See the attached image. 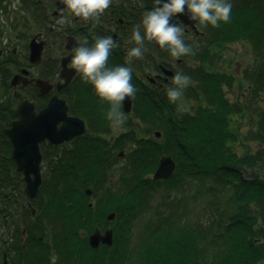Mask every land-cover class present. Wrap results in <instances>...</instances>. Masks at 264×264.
Here are the masks:
<instances>
[{"label":"trees","instance_id":"obj_1","mask_svg":"<svg viewBox=\"0 0 264 264\" xmlns=\"http://www.w3.org/2000/svg\"><path fill=\"white\" fill-rule=\"evenodd\" d=\"M230 3V22H222L219 27L200 25L204 35L199 38L198 51L191 46L193 54L182 56L201 62L200 66L182 64V75L197 80L183 92V97L197 100L196 107L185 106L187 111H177L178 104L171 103L167 96V89L175 87L173 79L161 95H137L141 99L140 115L163 129L164 142L163 138L139 137L135 131L123 134L130 136L134 147L125 153L127 163L121 174L124 186L118 195L110 186L109 166L119 159L114 147L92 138L75 142L73 149L60 153L55 160L45 157L53 170L43 175L37 214L24 208L16 192L23 181L12 158V142L5 132L15 112L3 109L0 98V248L8 254V264H259L264 261V178L260 175L264 173V112L259 128L256 127L258 131L252 134V138L258 139L259 148L253 154H239L235 145L242 141L243 132L232 123L234 116L244 111L234 107L223 90L234 78L203 66L213 60L217 48L226 42L246 40L260 60L253 66L255 73L249 75L255 82L252 92H264V0H230ZM166 54L170 52L163 49V55ZM250 110L249 118L256 120V106ZM102 123L103 127L109 125L108 121ZM121 140L119 147L124 141ZM163 155H171L177 169L170 178L155 180L148 175L157 169ZM246 167L253 169L251 179L243 173ZM190 178L209 184L212 191L231 187L234 194L225 200L226 205H216L217 211L210 214L211 218L195 222L184 199L180 201L179 194L173 191ZM161 184L169 188V197L175 194L179 201L174 196L166 202L163 215L160 212L159 220H149L136 243L133 228L149 204L146 195L143 199L141 195ZM88 188L93 190L92 195L87 193ZM94 196L97 200L91 202ZM114 196L119 199H113ZM18 206L30 220L27 226L22 222L5 232L7 220L15 221ZM167 206H172L170 211ZM109 212L117 213L114 245L102 244L95 249L89 235L96 227L105 229L111 225ZM3 232L8 238H4ZM4 261L3 256L2 264Z\"/></svg>","mask_w":264,"mask_h":264},{"label":"flooded vegetation","instance_id":"obj_2","mask_svg":"<svg viewBox=\"0 0 264 264\" xmlns=\"http://www.w3.org/2000/svg\"><path fill=\"white\" fill-rule=\"evenodd\" d=\"M26 2L30 6L23 9V12H17L15 8L14 20L11 22L13 24L11 26L14 27L12 29L17 31L15 37L17 44L10 48V42L6 41L9 38L8 35L1 33L3 42L6 44L0 51V98L4 104L3 109H13L15 112V117L8 123L5 132L10 123L19 118L16 109L22 101L33 102L36 111L39 112L56 94L67 101L70 115L84 120L86 128L84 134L62 144H51L49 141L40 144L43 154V175L53 170L45 161V157L55 160L60 153L73 149L75 142L81 143V141L85 142L92 138L105 142L107 141L105 134L111 133V120L107 115L103 118L104 113H108L110 105L101 101L96 95L94 87L90 83H84L80 74L69 68V63L74 55L73 50L79 44L87 41L86 46L92 47L97 37L111 36L118 46L111 50L107 66L109 68L130 67L132 69L131 83L137 90L135 94H163V88H166L173 79L172 76H169L168 80L163 79V74L166 75L165 69H173L178 73L177 68L169 63L192 61L184 57L175 58L171 54L163 55V49L157 43L147 40L144 42L143 58H132L130 62L128 61V51L137 46L132 39L133 28L135 25L141 24L147 11L158 6L156 0H112L111 6L98 22L84 21L82 18L70 14L62 0H25ZM60 5L63 6L62 9L59 8ZM62 18L65 20L63 24L60 23ZM178 24L184 29V42L198 51L199 38L204 35L201 27L199 26L197 31L191 25H185L181 20ZM141 33L143 34V27H141ZM33 42L42 46L40 61L32 60ZM256 58L260 62L259 57L256 56ZM64 61L65 65H63ZM10 64L11 66L15 65V68H11ZM64 68L67 71L66 77H62ZM145 69H150V71ZM246 73L248 72L246 71ZM253 73H255L254 69L253 72H249L250 75ZM18 74L21 75L20 81L14 85L12 81ZM40 79L47 81L51 86L48 93H42L37 83ZM248 93V91L244 92L246 104L243 99L241 101L242 107L245 104L242 110H246L242 112V115L245 116L253 106H256V123L259 124L264 110V92L256 91V102L252 107H246ZM131 98L134 102L135 97ZM124 106L122 103L121 109L127 114ZM101 115L102 119L108 121V126L103 127V121H98ZM102 127L104 130H100ZM22 205L24 208L27 207L25 203Z\"/></svg>","mask_w":264,"mask_h":264},{"label":"rangeland","instance_id":"obj_3","mask_svg":"<svg viewBox=\"0 0 264 264\" xmlns=\"http://www.w3.org/2000/svg\"><path fill=\"white\" fill-rule=\"evenodd\" d=\"M29 6L30 5H28L27 2L25 3V0H0V51L3 48V46L6 44V42H3L4 39H2L1 33L8 35L9 38H7L6 41L10 42V46H11L10 48H12V46L17 44V42L15 41L17 31L15 29H12L14 27L11 26L13 25L11 22L14 20V9L16 8L17 12L18 11L23 12L24 11L23 9L28 8ZM215 54L216 55L213 58V60L206 64L203 63V66H205L207 69L212 70V71L224 72V74L227 73L229 76H232L234 78L232 79V82H229V84H225L223 86V90H224L225 96L228 99V101L231 104H233V106L235 105L236 107L237 106L241 107V110H242L246 104V101L244 99V92L248 91L249 95L247 98L246 107H252L253 104L255 105L256 91L253 93L252 92L253 89L251 90L252 88L251 86H253L255 82L253 81L252 77L249 76L250 75L249 72H253V66L259 63V61H257V58H256V56L258 57L259 54L254 50V47L251 45V43L243 39L229 41V42H226V44H224L223 46L218 47L217 52L215 51ZM183 63H185L188 66H200L201 62L194 61V60L193 61L188 60ZM183 63L173 61V62H170L169 64L177 68L178 73L182 74L183 73V68H182ZM11 68H15V65H12ZM246 71L248 73H246ZM196 81L197 80H193L191 78L192 83H196ZM138 94H142V93L135 94L133 111L131 113L126 114L121 109L120 111L123 113V122L120 123L118 121L111 120V125H112L111 133L105 134L106 140L109 141L107 146H113L114 148L113 147L112 148L115 154L121 151H125L128 153L130 150L133 149L134 146H133L132 141L129 138L130 136L123 135L124 133L129 132V131H135V134L137 133L138 136L142 138H154V137L158 139L163 138L162 141L164 142L163 129L158 128L154 123L151 122L150 119L147 118L148 120H146L140 115L138 111L139 109L138 103L140 102L139 100L141 99H137ZM242 99L245 101V104L243 107L241 105ZM196 101L197 100H191V99H187L186 97H182V100L180 101V103H182L187 108L192 109L193 107H196L198 105ZM242 111H246V110H242ZM106 115H107V112L104 113L103 118H105ZM246 115L244 116V115L239 114L238 116L236 114L233 118V123H232L234 127L239 125L238 130L243 132L242 141L235 145V149L241 155H245L247 152L252 153V154L256 153L257 149L260 146L258 139L252 138V134L258 131V128L260 125L256 123V120L253 117L250 116L249 118V115H250L249 112H247ZM100 118H98V121L100 122L106 121V119H102V115ZM262 118L260 119V121H262ZM257 126L258 128L256 129ZM160 130L162 131V135L161 137H157L155 135V132L160 131ZM112 135L113 137H111ZM120 139L124 140V141L121 140L122 147H119ZM107 141L105 142L107 143ZM118 158L119 159L115 160L109 166L110 172L112 174L111 175L112 184L110 186H112V191L116 195H118V193H120L123 190L124 184L121 180V177H122L121 174L124 172V169L127 163L125 157H121V158L118 157ZM15 168L17 170V165ZM252 170L253 169H251L250 167L249 168L246 167V170H243L245 177H248L249 179H251ZM155 171L150 173L148 176L153 178ZM260 175L262 176V178H264V173L261 172ZM19 176L22 179L23 177L22 173ZM25 184L26 183L23 181L22 183H20L21 188L17 187L16 189L17 195L20 197V200H21L19 202L20 204L22 203L27 204L28 197L26 196L24 192ZM175 187L176 188L173 189L174 193L177 192L179 194V197L182 199L180 201H183L184 199L185 203L187 204L186 207H188L190 213L194 217L195 222H198V220L200 219L208 220L209 218H211L210 214L211 213L214 214L217 211L216 205L219 203L221 206L226 205L225 200L229 196L234 194L233 192L234 189L231 187H229L228 189L227 188L221 189L218 187L219 192L215 190L212 191L213 189L212 188L210 189L209 184L201 183L200 180L191 179V178L185 181V185L182 186L181 188L180 187L178 188L177 186ZM20 190L23 191V194H21ZM169 192H170L169 188L161 184L157 186L154 191L152 190V191H149V193H147V191L142 193L141 195L142 199L146 195V200L149 202V204L148 206L146 205L144 207L142 214L139 216V218L135 222L133 232L135 235L134 239L136 243L139 241V239H141L143 231L145 230V226L146 225L148 226L149 220H159V215H161V213L163 215V207L165 206L166 202H170V200L174 199L175 194L173 193L174 196H172L173 197L172 198V197H169ZM37 198L33 201V205L35 206L36 210L38 207ZM113 199L118 200L119 198L118 196H114ZM96 200H97L96 196L91 198V202H95ZM174 200L179 201L176 196ZM212 201L215 204H213ZM171 208L172 206H167V209L169 211L171 210ZM179 208L181 211L184 210L183 206ZM17 211L18 212L15 218V221L13 219H12V222L10 221V219L7 220V225H5L4 227L5 232L9 231V228L14 230L22 222H24V225L27 226L26 223L27 221L30 220V217L28 216L27 213L23 212L20 206H18ZM110 213L111 212H109L108 215ZM116 223H117V219L115 218L114 220H112V223L111 225H109V227H112L115 230ZM160 224L163 225V216L160 221ZM5 232H3V236L4 238H8L7 234L4 235ZM3 254H4V251L3 249L0 248V264H2ZM259 264H264V261Z\"/></svg>","mask_w":264,"mask_h":264},{"label":"clouds","instance_id":"obj_4","mask_svg":"<svg viewBox=\"0 0 264 264\" xmlns=\"http://www.w3.org/2000/svg\"><path fill=\"white\" fill-rule=\"evenodd\" d=\"M62 2L66 10L75 17L98 22L111 6L112 0H62ZM156 3L158 6L147 11L141 24L133 28L132 39L137 46L128 51L129 62L132 58H143L145 40L154 41L175 58L193 54L192 47L184 42V29L178 23L170 22L174 16L187 14L189 20L197 22V27L200 25L219 27L222 22L228 23L231 19L230 0H156ZM64 22L62 18L60 23ZM86 44L87 41L74 48L69 68L80 74L84 83H90L94 87L101 101L110 105L108 118L122 123L121 105L126 98L134 97L137 91L131 83L132 69L126 66L114 68L107 66L111 50L118 46L111 36L97 37L92 47ZM172 83L175 87L167 89L169 101L178 104L177 111H187L188 109L178 102L182 100L184 89L191 83V78L176 73Z\"/></svg>","mask_w":264,"mask_h":264},{"label":"water","instance_id":"obj_5","mask_svg":"<svg viewBox=\"0 0 264 264\" xmlns=\"http://www.w3.org/2000/svg\"><path fill=\"white\" fill-rule=\"evenodd\" d=\"M62 5L59 6L62 9ZM181 20L185 25H191L198 31L197 22L188 19L187 14L174 16L171 23H179ZM42 55V46L40 44L32 43V60L40 61ZM65 65V61L63 62ZM66 69L62 70V77H66ZM167 75L175 76V72L170 69H165ZM21 75H16L12 81L14 85L18 84ZM70 78V77H69ZM67 78V80H69ZM165 80L168 76H163ZM38 85L42 93H48L51 86L47 81L38 80ZM124 109L126 112H131L133 108L132 98H126ZM19 118L13 120L10 126L6 129V133L13 144L12 157L17 165V170L23 173V180L25 181L24 192L29 198L28 205L35 215L37 210L32 204V200L36 199L40 187L43 183L42 161L43 154L40 144L49 141L51 144H62L66 141L74 139L76 136L85 133V122L77 116L69 114V106L64 98L59 97L58 94L52 97L48 105L36 111L35 104L29 100L22 101L16 109ZM157 137H161L162 132L157 131ZM124 151H121L119 156H124ZM177 168V162L171 155H164L161 157L157 170L153 178L155 180L170 178ZM88 194H92V190H87ZM117 216L116 212H111L108 215L109 220H114ZM26 230L24 229V232ZM90 244L97 249L101 244H106L112 247L115 242L114 229L107 228L102 230L96 227L89 236ZM5 263H7V254H4Z\"/></svg>","mask_w":264,"mask_h":264}]
</instances>
